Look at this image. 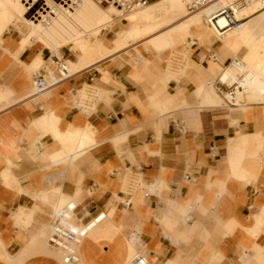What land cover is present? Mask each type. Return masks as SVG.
Returning a JSON list of instances; mask_svg holds the SVG:
<instances>
[{
    "label": "crops",
    "instance_id": "0c3cea01",
    "mask_svg": "<svg viewBox=\"0 0 264 264\" xmlns=\"http://www.w3.org/2000/svg\"><path fill=\"white\" fill-rule=\"evenodd\" d=\"M4 13L0 264H62L44 231L52 211L67 204L75 207V224L101 213L76 264H133L138 253L151 264H264V156L255 158L264 103L220 107L226 89L207 83L229 65L232 42L198 36L185 46L186 67L171 73L163 69L164 53L142 44L126 61L117 58L121 50L113 52L37 91L42 82L34 72L53 54L39 39L27 42L30 29ZM124 22L106 28L122 23L110 41L100 38L102 29L96 42L111 49L128 28ZM91 54L73 53L70 69ZM40 57L43 65L32 70ZM204 82L212 93L203 92ZM87 84L110 98L89 113L78 107ZM136 166L146 188L130 196L121 181ZM184 212L188 221L180 220Z\"/></svg>",
    "mask_w": 264,
    "mask_h": 264
},
{
    "label": "bare ground",
    "instance_id": "6f19581e",
    "mask_svg": "<svg viewBox=\"0 0 264 264\" xmlns=\"http://www.w3.org/2000/svg\"><path fill=\"white\" fill-rule=\"evenodd\" d=\"M101 1L108 4L101 6L94 0H0V5H4L10 14L18 16L35 36L43 37L53 45L71 41L82 52L88 48L89 34L106 27L115 15L127 16L126 21L131 20L127 22L130 26V35L127 40L118 41L111 49L102 45L92 52L91 59L84 60L72 71L98 64L113 52L120 50L122 52V49L124 51L130 45H133L136 50L139 45L143 44L147 48L157 46V42L164 40L175 45L177 41H180L179 46H186L195 42L198 36L202 37L203 41L213 38L211 34L218 35L219 39L231 36L238 27L241 28L235 32L232 44L237 46L241 53L245 47H251L255 43L264 44V11L242 23L252 10L264 9V3L261 0H245L246 3L237 10V22L226 33L220 35L206 23L205 16L219 7L229 5L234 0H219L191 12L187 4L192 0H155L144 5H132L131 0H99ZM52 54L62 57L58 52H52ZM235 59V63L227 65L220 74V81L228 85L236 83L232 94L224 92V101L228 105H233L242 98L262 99L264 97V59L251 62L243 54ZM64 61L68 73L74 75L68 61L66 59ZM38 63H40L39 60ZM48 71L52 70L48 69ZM212 81L209 80L207 83L214 88ZM100 95L97 87L87 84L79 92L78 103L83 99L99 100ZM84 111L89 113L91 110L84 109ZM144 186L146 188L145 183ZM59 208L61 207L53 211ZM73 216L71 212L67 223L80 226L81 224H75ZM48 227L50 229L49 225ZM89 231L90 226L86 235ZM46 245L61 256L60 252L48 246L47 241Z\"/></svg>",
    "mask_w": 264,
    "mask_h": 264
},
{
    "label": "built area",
    "instance_id": "2783aa9c",
    "mask_svg": "<svg viewBox=\"0 0 264 264\" xmlns=\"http://www.w3.org/2000/svg\"><path fill=\"white\" fill-rule=\"evenodd\" d=\"M151 0H131L132 5L135 4H146ZM219 0H192L187 4L188 10L194 11L200 7L205 5H209L211 3L217 2ZM264 3V0H261ZM245 0H234L232 3L226 6L219 7L211 12H209L205 16V21L217 34L226 33L232 25H234L236 20L237 10L245 4ZM218 36V35H217ZM235 56L230 60V64L235 63ZM52 64H54L55 70L48 71L45 66H42L40 69L35 71V77L42 82L41 88H36L37 91L50 89L64 80L68 79L71 75L68 73L65 65L64 58L57 57L53 55V59L51 60ZM213 86L218 90V92H222L221 88H225L224 92L233 93V90L236 87V83H232L228 85L222 81H220V76L213 81ZM221 90V91H220ZM223 92V93H224ZM96 99H83L78 103V107L84 111L91 110V106L93 105ZM85 112V111H84ZM126 175V176H125ZM143 177L140 171V168L136 166L135 168L127 169L124 172L121 186L122 189L125 187L124 193L127 195H133L134 193L145 190V186L143 183ZM75 210L74 208H70V204H67L58 210L53 211L52 217L50 218L49 226L50 231L47 236V244L49 247L57 250L61 253V263L62 264H76L80 260V245L82 243L83 238L89 230V226L91 224V220L96 221L101 213L93 216L86 222H82L80 226H72L67 223L69 219V214ZM190 219L189 216L185 217V221ZM133 264H151L147 258V256L143 253H138L133 259Z\"/></svg>",
    "mask_w": 264,
    "mask_h": 264
},
{
    "label": "rangeland",
    "instance_id": "374dc122",
    "mask_svg": "<svg viewBox=\"0 0 264 264\" xmlns=\"http://www.w3.org/2000/svg\"><path fill=\"white\" fill-rule=\"evenodd\" d=\"M94 1L97 2L101 6H106L108 4L105 1H101V2H99V0H94ZM152 1H155V0H151L150 2H152ZM1 9H3L5 11V13H4L5 15L10 14L9 11L6 9V7L4 5H0V10ZM263 11H264V9L255 10V11L252 10L248 14V16L245 17V19L243 20L242 23H245V22L249 21L255 15H257L258 13H261ZM126 17L127 16H120L119 14H117V15H115L111 19V22L109 24H107L106 27H103L102 28L103 30L102 29H98L95 32L89 34V37H90L89 45H88V48H87V50L85 52L80 51V49L78 47H76L75 45H73V43L71 41L62 42V43H58L57 45H53L49 40H47V39H45L43 37L35 36L32 32H31L32 33V36H30V38H29V40L27 42H29L30 40H37V39H39V40H41L44 43L45 47L50 50L51 53L52 52H58L60 55H61V53H60L59 50H60L61 47H63L62 48V51H64V54H62V57L64 59H66V58H72V54L73 53L76 56H81V55L84 56V55L88 54L89 52H94L95 50H98L99 47H101L103 45V44H99V43L96 42V37L100 33L101 30H102V33L100 34V38H104L106 41H110L114 37V35H115L114 34V31L117 30L119 27H121L122 26V23H117L118 25L113 30L106 29V28H109V27L113 28L116 21H119V20L126 21ZM2 19L5 20V17H3ZM130 21L124 22L123 23L124 27L127 26ZM240 28L241 27H238L237 30H239ZM10 31H13L14 34L18 38L20 37V35L16 31H14L13 29H11ZM235 32L231 36H227L225 38H220V39L217 36H214V34H211V35L214 38L219 39L220 42H224L226 44L227 43L229 44V43L233 42V40L235 39ZM129 35H130V26L128 25V28H127L126 32L124 33V35L122 36V38L119 39V42H123V41L127 40L128 37H129ZM179 42L180 41H177L176 42V45H175L173 43L166 42V41L163 40L161 42H157V44H156L157 46H155V47L158 50L156 48L152 47L153 49L157 50V52H159V54L164 53V59H163L162 64H163V69L166 68V72L167 73L176 72V71L178 72L182 68L186 67V59H185V56L183 55L186 52V48H185V46H179L178 45ZM136 45H138V44H136ZM74 47L78 48V50L80 52L77 49H75ZM133 47H134L133 45L132 46L131 45L128 46L126 48V51L120 52V55L117 56V58H121L124 61L128 57L129 53L134 50ZM137 47H140V46H137ZM68 49L71 50L73 53L71 51H69ZM231 52L234 54V56L236 58L240 57L243 54L244 56L248 57L251 60V62L252 61L255 62V60H257V59L258 60H263L264 59V44L255 43L251 47H245L243 49L242 53H241L240 50H238V47L237 46L233 45V47L231 49ZM40 58L38 59L40 61V63L36 64L34 66V68L30 67L32 70H36V69H38V67L40 68L43 65L44 60H43L42 57H40ZM183 62H185L184 65H182ZM46 68H48L50 70H55L54 64H52L50 61H49V63L46 64ZM71 72L74 73L75 70H73V71L71 70ZM210 79L212 80V78H210ZM212 83H213V81H212ZM202 87H203V92L204 93H208V94L209 93H212L211 88L205 82L202 85ZM100 94H102V91H100ZM223 95H224V93L221 94L220 96L223 97ZM101 96L102 97H100L99 100H95L94 101L93 105L91 106V111L94 110V105L96 103H99V102L108 103L110 101V98L108 97L107 93L106 94L103 93V95H101ZM240 101H241L240 103H242V104L245 103V102H247V103L256 102V104H259V103H264V97L262 99H260V100H254L253 98H250V97L249 98H242ZM221 103H222V105L220 107H225V108L228 107L227 103L226 102H223V100H221ZM200 105H202V104H200ZM262 156H264V139H263V143H262L261 147L257 150V152L255 154V158L257 160H259ZM122 190L125 191V187H123ZM184 218H185V212L181 215L180 220L183 221ZM49 231H50L49 227H47V229L44 231V240L45 241H46V237H47ZM48 250L50 252L54 253V255L56 256V259L59 262H61V256L57 252H55V251H53V250H51L49 248H48Z\"/></svg>",
    "mask_w": 264,
    "mask_h": 264
}]
</instances>
